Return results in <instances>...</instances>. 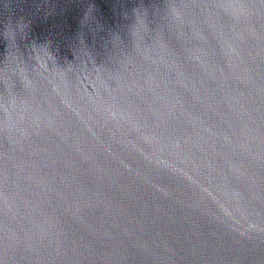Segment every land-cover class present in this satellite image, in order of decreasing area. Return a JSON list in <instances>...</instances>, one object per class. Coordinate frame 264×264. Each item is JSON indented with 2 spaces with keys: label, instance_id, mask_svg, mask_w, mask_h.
<instances>
[{
  "label": "water",
  "instance_id": "water-1",
  "mask_svg": "<svg viewBox=\"0 0 264 264\" xmlns=\"http://www.w3.org/2000/svg\"><path fill=\"white\" fill-rule=\"evenodd\" d=\"M0 264H264V0H0Z\"/></svg>",
  "mask_w": 264,
  "mask_h": 264
}]
</instances>
